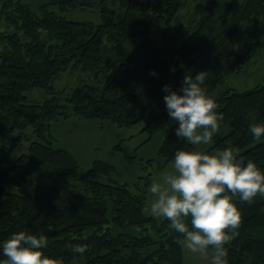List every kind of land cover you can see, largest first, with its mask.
Wrapping results in <instances>:
<instances>
[{"label":"trees","instance_id":"16d2710c","mask_svg":"<svg viewBox=\"0 0 264 264\" xmlns=\"http://www.w3.org/2000/svg\"><path fill=\"white\" fill-rule=\"evenodd\" d=\"M92 1L44 0L38 15L21 0H0V26L18 25L0 31V42L7 41L0 43V195H5L0 201V240L17 230L44 232L45 253L64 263L183 264L181 234L169 227L168 219L146 215L141 190L116 181V166L102 160L82 171L72 153L57 147L51 127L72 116L119 128L144 124L148 140L163 134L158 155L167 164L178 148L191 145L175 134L178 125L168 115L164 85L179 89L186 74L206 71L204 87L223 116L219 123L229 129L216 135L206 151L230 146L245 161L255 160L264 168V138H253L249 127L264 122V85L232 93L226 86L228 76L239 72L251 49L258 47L247 40L241 24L264 20V0L197 5L200 19L179 47L168 41L175 40L176 32L164 34L163 27L170 26L182 0H97L102 17L97 25L67 21L48 9L86 8ZM52 37L56 44H50ZM70 66L95 70L98 82L100 74L114 71L104 87H77L68 100L71 111L61 106L51 84ZM34 89H46L53 97L28 104L26 93ZM29 126L36 139L28 154L14 159L12 153ZM17 130L20 135L14 137ZM34 174L54 178L56 184L34 186L29 179ZM10 186L17 192H8ZM236 203L241 220L227 243L228 264H264V196ZM42 216L58 228L42 231ZM76 243L86 245V251L72 252L69 245Z\"/></svg>","mask_w":264,"mask_h":264},{"label":"clouds","instance_id":"9594fccd","mask_svg":"<svg viewBox=\"0 0 264 264\" xmlns=\"http://www.w3.org/2000/svg\"><path fill=\"white\" fill-rule=\"evenodd\" d=\"M205 78L206 71H200L186 74L179 89L164 85L168 115L178 125L175 134L191 146L178 148L172 170L151 182L149 211L169 220V227L181 234L183 247L210 256L211 264H228L227 243L241 220L236 200L252 203L264 196V168L255 160L245 161L230 146L211 151L196 147L213 142L223 119L204 87ZM249 127L253 138H264V122ZM47 244L44 232L13 231L0 240V264H62L59 257L45 253ZM69 246L74 253H84L87 247Z\"/></svg>","mask_w":264,"mask_h":264},{"label":"rangeland","instance_id":"374dc122","mask_svg":"<svg viewBox=\"0 0 264 264\" xmlns=\"http://www.w3.org/2000/svg\"><path fill=\"white\" fill-rule=\"evenodd\" d=\"M19 1V0H13ZM28 5L32 11L40 15L39 7L44 0H21ZM49 1V0H45ZM216 0H182L183 7L175 14L169 23L170 26H164L163 32L171 34L176 32L175 40L169 37V43H174L175 47H179L181 42L189 36L196 28L200 19L197 14L196 7L201 4L204 6H211ZM218 2L220 0H217ZM228 1V2H227ZM242 5L243 0H237ZM94 4L90 7H57L50 5L49 12L67 21L87 22L92 24H101L102 17L99 9V2L92 1ZM235 0H225L224 3H232ZM261 19V18H260ZM243 32L247 40L252 44H258V47L251 49L243 65L239 68V72L228 76L226 86H228V93L235 92V90L250 91L264 85V20L243 21L241 24ZM18 27V25H17ZM15 26H8L5 22L0 26V31L16 30ZM19 31V30H18ZM167 34V35H168ZM24 42L27 39L22 38ZM50 44H56L55 38L49 39ZM3 39L0 43H5ZM105 46L112 48V43L104 39ZM243 52V51H242ZM95 70H90L77 66H70L68 70L57 76L52 82L57 100L61 106H66L71 111V106L68 100L72 96L73 91L82 84H92L94 86L104 87L108 83L114 71L100 74V81L95 79ZM27 103L31 105L43 104L45 101L53 97L46 89H34L26 93ZM144 124H140L129 128H119L111 123L100 120L90 121L79 119L75 116L67 120H59L53 123L51 127V134L57 140V147L69 151L77 159L82 171H87L92 162L95 160H102L113 166H116L117 172L116 181L119 183H129L130 186L136 187L145 195L146 215L152 216L149 211V204L151 194L148 188L154 179H158L165 171L172 170V162L165 164L164 159L158 155L160 142L162 140V133H157L150 140V135L143 130ZM229 129L227 125L221 124L218 132L214 135L213 142L209 145H198L196 147L207 150L215 143V136L227 134ZM20 132L17 130L13 136L17 137ZM36 139L34 128L29 126L22 132L21 141L18 143L16 149L12 153L14 159L19 158L23 154L29 153L30 144ZM1 144V136H0ZM120 146V150L115 149ZM237 154L239 150L234 149ZM29 179L34 186L41 188H50L56 184V179L46 177L45 175L34 174ZM95 180L100 182H107L105 177L96 176ZM8 192H17L16 187H7ZM135 191V188H134ZM5 195H0V201L4 199ZM42 225H46L42 231L50 233L56 230L55 223L44 216L39 218ZM184 264H211L210 256L194 253L186 247H182ZM62 264H84L83 260L73 259L69 263Z\"/></svg>","mask_w":264,"mask_h":264},{"label":"bare ground","instance_id":"6f19581e","mask_svg":"<svg viewBox=\"0 0 264 264\" xmlns=\"http://www.w3.org/2000/svg\"><path fill=\"white\" fill-rule=\"evenodd\" d=\"M184 260V259H183ZM183 264H184V261H183Z\"/></svg>","mask_w":264,"mask_h":264}]
</instances>
